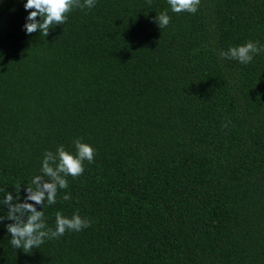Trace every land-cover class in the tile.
I'll use <instances>...</instances> for the list:
<instances>
[{
	"label": "trees",
	"instance_id": "16d2710c",
	"mask_svg": "<svg viewBox=\"0 0 264 264\" xmlns=\"http://www.w3.org/2000/svg\"><path fill=\"white\" fill-rule=\"evenodd\" d=\"M25 2L0 0V200L82 138L94 162L43 211L91 223L25 254L4 220L0 264H264V52L220 55L264 45V0H96L47 37Z\"/></svg>",
	"mask_w": 264,
	"mask_h": 264
},
{
	"label": "clouds",
	"instance_id": "9594fccd",
	"mask_svg": "<svg viewBox=\"0 0 264 264\" xmlns=\"http://www.w3.org/2000/svg\"><path fill=\"white\" fill-rule=\"evenodd\" d=\"M151 3L152 0H146L149 6ZM167 3L174 13L195 14L200 0H167ZM95 4L96 0H26L23 8L27 16L23 29L26 34L39 32L47 37L54 26L66 22L67 15L73 8L91 9ZM154 20L159 28L167 27L171 21L168 10L156 14ZM261 52H264V45L259 44L258 41L248 40L241 45L229 47L227 52L222 51L220 55L247 65ZM230 123L227 121L223 127H228ZM73 144L76 150L74 154L63 144L58 145L55 152L45 151L39 174L31 178L27 187L23 186L25 192L23 198L20 196L21 184L18 183L15 195L8 191L0 200V207L7 209V214L0 216V223L4 220L11 221L5 227L11 234L9 242L14 249H20L28 254L33 249L39 248L45 240L59 239L66 231L79 232L90 226L91 222L87 218H82L78 211L71 217L57 211L53 229L47 225L43 211L45 202L47 205L56 203L59 189L68 188L67 177L81 176L84 173V162H94L95 149L90 144L82 142V138L75 139ZM62 199L68 201L71 197L65 194ZM37 206L40 210H37Z\"/></svg>",
	"mask_w": 264,
	"mask_h": 264
}]
</instances>
